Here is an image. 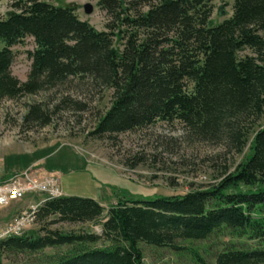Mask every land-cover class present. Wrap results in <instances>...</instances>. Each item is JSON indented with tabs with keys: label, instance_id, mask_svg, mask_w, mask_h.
<instances>
[{
	"label": "trees",
	"instance_id": "16d2710c",
	"mask_svg": "<svg viewBox=\"0 0 264 264\" xmlns=\"http://www.w3.org/2000/svg\"><path fill=\"white\" fill-rule=\"evenodd\" d=\"M213 0H98L111 21L98 31L70 6L18 0L0 18V101L36 94L80 77L113 90L98 136L180 121L200 141L241 153L264 116V0H235L232 17L211 24ZM32 37L26 81L12 73L11 47ZM115 39L123 49L115 47ZM249 48L254 55H241ZM33 106L27 119L49 118ZM122 199V200H121ZM108 209L102 233L49 230L0 241L4 254L73 246L47 264H143L140 243L175 247L184 240L229 234L261 241L229 248L215 264H264V126L251 154L207 189L155 198H121ZM96 199L64 195L47 200L36 219L87 223L103 216ZM258 211V213L255 212ZM107 241L105 247H88Z\"/></svg>",
	"mask_w": 264,
	"mask_h": 264
},
{
	"label": "rangeland",
	"instance_id": "374dc122",
	"mask_svg": "<svg viewBox=\"0 0 264 264\" xmlns=\"http://www.w3.org/2000/svg\"><path fill=\"white\" fill-rule=\"evenodd\" d=\"M16 1L0 0V18H6ZM45 1L55 6L73 7L80 20L89 22L98 31H110L107 24L111 18L98 6V0ZM86 4L93 5L92 13L85 12ZM234 4L235 0H213L211 24L217 25L232 17ZM4 45L0 41V50ZM114 45L123 49L119 39H115ZM35 49L32 37L11 47L12 73L21 81L28 79L32 65L29 53ZM241 55L254 53L247 48ZM112 99L111 88L99 89L80 77H71L63 85L0 101V182L30 169L42 170V174L55 172L61 177L64 195L91 197L105 207L103 216L93 222L52 224L55 217L44 221L35 219L25 235L45 234L49 230L101 234L109 207L121 198L150 199L207 189L246 160L251 154L255 133L264 126L263 116L239 154L229 152L223 144L196 139L180 121L159 120L146 128L98 136L94 133L96 126L110 108ZM33 106H39L49 118L46 125L41 119H27ZM23 208L20 204L14 210L19 212ZM261 213L264 215V211ZM10 220L0 210V227ZM108 245L107 241H101L86 246ZM261 245V241L222 231L206 240L180 239L175 247L147 243L139 246L143 264H215L221 251L253 249ZM74 248L61 246L40 252L6 253L1 264H47Z\"/></svg>",
	"mask_w": 264,
	"mask_h": 264
},
{
	"label": "built area",
	"instance_id": "2783aa9c",
	"mask_svg": "<svg viewBox=\"0 0 264 264\" xmlns=\"http://www.w3.org/2000/svg\"><path fill=\"white\" fill-rule=\"evenodd\" d=\"M40 172L42 170L30 169L0 182L1 207L32 198L9 223L0 227V241L23 235L35 222L38 210L47 200L64 196L60 175L55 172Z\"/></svg>",
	"mask_w": 264,
	"mask_h": 264
},
{
	"label": "crops",
	"instance_id": "0c3cea01",
	"mask_svg": "<svg viewBox=\"0 0 264 264\" xmlns=\"http://www.w3.org/2000/svg\"><path fill=\"white\" fill-rule=\"evenodd\" d=\"M45 169L47 170V168H45ZM29 201H31V198L30 199L23 200V201L13 202V203H11L8 206H4V207H1L0 206V210L2 211V215H4V217H6V219H11L15 214H17V211H18V210L15 211L14 209L17 206H19L20 204H23V207H25V205H27V203ZM97 201H99V200H97Z\"/></svg>",
	"mask_w": 264,
	"mask_h": 264
},
{
	"label": "water",
	"instance_id": "95a60500",
	"mask_svg": "<svg viewBox=\"0 0 264 264\" xmlns=\"http://www.w3.org/2000/svg\"><path fill=\"white\" fill-rule=\"evenodd\" d=\"M92 11H93V5H91V4H86V5H85V12H86L87 14H90V13H92Z\"/></svg>",
	"mask_w": 264,
	"mask_h": 264
}]
</instances>
